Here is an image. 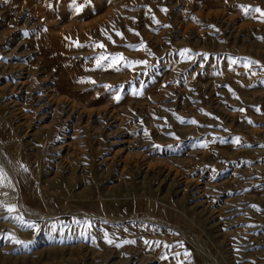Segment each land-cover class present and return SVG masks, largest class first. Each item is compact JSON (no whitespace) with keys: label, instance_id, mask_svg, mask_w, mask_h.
<instances>
[{"label":"rangeland","instance_id":"1","mask_svg":"<svg viewBox=\"0 0 264 264\" xmlns=\"http://www.w3.org/2000/svg\"><path fill=\"white\" fill-rule=\"evenodd\" d=\"M243 7L264 0H0V264H264Z\"/></svg>","mask_w":264,"mask_h":264},{"label":"snow or ice","instance_id":"2","mask_svg":"<svg viewBox=\"0 0 264 264\" xmlns=\"http://www.w3.org/2000/svg\"><path fill=\"white\" fill-rule=\"evenodd\" d=\"M77 10H79V9H77ZM242 10L245 12V14H247L249 11H252V12L259 13L261 17H264V10H262V9H260V8H249V7H243ZM149 11H150V10H149ZM162 11L167 12V9H162ZM153 19H154V17H153ZM155 22H156V23H159V21H155ZM261 22H264V20H261ZM129 31H132L134 35H137V36L140 35L138 32H135V31L132 30V29H130ZM105 35H107V33H105ZM116 35H117V36H120L121 38H123V34L120 33V32H116ZM108 39L111 40V37L108 36ZM261 39H264V37H262ZM112 42L115 43V41H112ZM77 46H79V45H77ZM96 46L99 47V48H105V45L102 44V43H101V44H98V45H96ZM180 55L183 56L184 53L182 52V53H180ZM103 59H105L104 56H101V57L99 58V60H103ZM117 59H123V57L120 56V57H117ZM99 60H97V64H99ZM145 63H146V62H145ZM233 63H235V61H233ZM257 63H258L257 61L249 60V61L247 62V64H246V67H248V66H250V65H252V64H257ZM253 74H255V73H253ZM92 82L94 83V81H92ZM237 98H238V97H237ZM116 99L119 100L120 97L117 96ZM256 110H257V111H260L259 109H256ZM241 111H243V109H241ZM248 122H249L250 124L253 123L251 120H249ZM192 123H196V122H195V121H192ZM235 142H236V143H239V142H240V139H239V138H236V141H235ZM4 176H5V174L3 173V170L0 169V180H2V179L4 178ZM253 207H255V206H253ZM8 211H9V212H14L15 209L12 208V207H9V208H8ZM17 242L20 243L19 241H17ZM107 242H108L109 244L113 243L112 240H108ZM126 243H134V241H126ZM145 243H148V241H145ZM116 246L119 247L120 245L117 244Z\"/></svg>","mask_w":264,"mask_h":264},{"label":"bare ground","instance_id":"3","mask_svg":"<svg viewBox=\"0 0 264 264\" xmlns=\"http://www.w3.org/2000/svg\"><path fill=\"white\" fill-rule=\"evenodd\" d=\"M108 255H109V254H108ZM110 255H111V254H110ZM110 255H109V256H110ZM133 255L136 256V255H138V254H137V253H134ZM103 257H104V256H103ZM135 258H136V257H135ZM103 259H104V258H103ZM105 260H106V259H105ZM102 263H103V262H102Z\"/></svg>","mask_w":264,"mask_h":264}]
</instances>
